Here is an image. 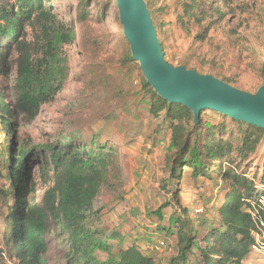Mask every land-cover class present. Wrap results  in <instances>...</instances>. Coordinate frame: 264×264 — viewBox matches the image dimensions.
Masks as SVG:
<instances>
[{
  "label": "trees",
  "instance_id": "16d2710c",
  "mask_svg": "<svg viewBox=\"0 0 264 264\" xmlns=\"http://www.w3.org/2000/svg\"><path fill=\"white\" fill-rule=\"evenodd\" d=\"M222 1L229 4L234 0ZM146 2L162 47L170 25L165 20L167 14H172L185 29L198 26L197 37L201 39L209 32L204 22L213 0H177L165 6ZM100 11L92 14L84 6L75 21L86 23L88 15L102 17L103 10ZM72 23L60 18L50 0H0V78L15 74L11 99L3 89L8 87L0 81V126L7 139L0 152V173L4 170L10 180L9 189H3L10 223L7 246L16 264H48L46 236L55 221L69 233L71 264H155V257L137 243L125 245L121 233L113 230L108 234L97 225L102 211L99 198L104 193L122 196L127 181L116 145L98 142L96 136L87 145L76 128L63 129L55 140L44 144L20 139L21 123L34 121L42 106L53 102L69 80L70 60L64 46L77 38ZM28 27L39 29L34 40L28 38ZM95 41L91 39L89 47V88H111L112 63L101 58L102 50L93 49ZM119 64L142 71L125 35ZM214 76L231 84L229 79ZM142 88L150 95L149 114L161 118L171 130L168 178L162 188L179 203L185 167L192 169L195 179H218L226 187L216 218L204 233L190 228L185 216L174 218L172 226H177L179 249L172 264H242L255 249L262 252L264 128L217 111L218 121H204L203 114L208 109L201 111L196 123L192 110L159 96L144 76ZM32 160L43 164L40 176L50 183L37 204L29 203V197L36 192ZM1 203L2 196L0 210ZM97 250L106 257L99 258Z\"/></svg>",
  "mask_w": 264,
  "mask_h": 264
},
{
  "label": "rangeland",
  "instance_id": "374dc122",
  "mask_svg": "<svg viewBox=\"0 0 264 264\" xmlns=\"http://www.w3.org/2000/svg\"><path fill=\"white\" fill-rule=\"evenodd\" d=\"M154 5L165 6L177 0H149ZM54 11L68 24L74 21L76 40L64 46L70 60L71 73L56 99L42 106L39 116L31 122H22L20 139L32 144L55 140L57 134L76 128L83 143L90 145L94 136L98 142H109L121 151V164L127 175L122 196L104 193L99 198L101 215L97 225L106 233L113 230L122 234L125 245L137 243L142 250L155 257V264H172L178 253L177 226L174 218L183 215L190 228L204 233L216 218V209L222 203L226 187L218 179L192 177V169L185 167L178 203L162 188L168 178L167 157L171 130L161 118L147 111L150 95L142 88V71L136 66L122 67L119 60L123 52V26L120 23L115 0H50ZM86 6L92 14L86 23L75 21ZM205 26L209 32L204 39L198 26L184 28L167 14L170 22L164 36L166 60L174 65L196 67L200 73L220 75L233 86L255 93L264 85V0H234L227 4L213 0ZM73 19V21H71ZM29 40H34L39 29L28 27ZM202 33V31H201ZM95 39L94 50L109 60L113 75L111 88H89L88 73L90 40ZM98 43V45H97ZM14 73L0 78L8 88H3L9 99ZM219 115L205 110L204 121H218ZM7 139L0 126V152ZM42 163L32 160L31 174L36 182V192L29 203L37 204L49 187L40 176ZM10 180L5 171L0 173V264H16V258L7 246L9 219L6 213L3 189H9ZM2 191V192H1ZM10 199H8L9 201ZM168 201L169 205L164 206ZM184 209L188 213H184ZM199 210V211H198ZM204 222V223H203ZM48 264H71V243L68 231L55 221L46 236ZM117 243L116 240H111ZM96 255L104 259L100 250ZM193 259V257H191ZM242 264H264V250L256 251Z\"/></svg>",
  "mask_w": 264,
  "mask_h": 264
},
{
  "label": "water",
  "instance_id": "95a60500",
  "mask_svg": "<svg viewBox=\"0 0 264 264\" xmlns=\"http://www.w3.org/2000/svg\"><path fill=\"white\" fill-rule=\"evenodd\" d=\"M115 1L132 56L159 96L192 110L196 123L201 111L210 109L264 128V85L251 93L210 73L170 64L146 0Z\"/></svg>",
  "mask_w": 264,
  "mask_h": 264
},
{
  "label": "built area",
  "instance_id": "2783aa9c",
  "mask_svg": "<svg viewBox=\"0 0 264 264\" xmlns=\"http://www.w3.org/2000/svg\"><path fill=\"white\" fill-rule=\"evenodd\" d=\"M199 211V210H198Z\"/></svg>",
  "mask_w": 264,
  "mask_h": 264
}]
</instances>
